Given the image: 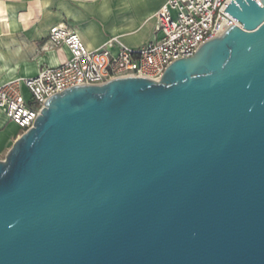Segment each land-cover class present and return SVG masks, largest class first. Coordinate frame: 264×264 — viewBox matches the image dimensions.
Instances as JSON below:
<instances>
[{"label": "water", "instance_id": "95a60500", "mask_svg": "<svg viewBox=\"0 0 264 264\" xmlns=\"http://www.w3.org/2000/svg\"><path fill=\"white\" fill-rule=\"evenodd\" d=\"M159 80L51 96L0 159V264H264V0Z\"/></svg>", "mask_w": 264, "mask_h": 264}, {"label": "built area", "instance_id": "2783aa9c", "mask_svg": "<svg viewBox=\"0 0 264 264\" xmlns=\"http://www.w3.org/2000/svg\"><path fill=\"white\" fill-rule=\"evenodd\" d=\"M230 3L232 0H166L155 14L159 37L140 48L112 37L91 50L66 24L54 25L43 48H65L68 59L46 65L33 76L0 83V110L22 134L34 127L46 101L67 88L125 76L159 80L172 62L193 56L203 43L234 24L243 27L225 12Z\"/></svg>", "mask_w": 264, "mask_h": 264}, {"label": "crops", "instance_id": "0c3cea01", "mask_svg": "<svg viewBox=\"0 0 264 264\" xmlns=\"http://www.w3.org/2000/svg\"><path fill=\"white\" fill-rule=\"evenodd\" d=\"M165 1L0 0V83L66 61L65 48H43L50 28L61 23L91 50L112 37L140 48L159 37L155 14ZM12 127L17 126L0 110V152L7 147Z\"/></svg>", "mask_w": 264, "mask_h": 264}, {"label": "rangeland", "instance_id": "374dc122", "mask_svg": "<svg viewBox=\"0 0 264 264\" xmlns=\"http://www.w3.org/2000/svg\"><path fill=\"white\" fill-rule=\"evenodd\" d=\"M21 135V131L18 127H12V133L10 135L6 149L3 152H0V159H4L7 153V149H10L15 140Z\"/></svg>", "mask_w": 264, "mask_h": 264}]
</instances>
